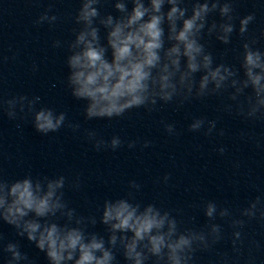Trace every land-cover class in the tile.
<instances>
[{
    "label": "water",
    "instance_id": "obj_1",
    "mask_svg": "<svg viewBox=\"0 0 264 264\" xmlns=\"http://www.w3.org/2000/svg\"><path fill=\"white\" fill-rule=\"evenodd\" d=\"M80 0H0V100L26 95L39 96L36 107H51L66 113L64 126L55 133L43 135L33 127L32 115L25 110L15 119L7 115V104L0 107V179L12 181L25 175L66 178L65 199L84 217L99 216L105 200L120 198L142 207L153 204L176 218L180 231L205 230L211 223L203 209L208 201L228 207L235 218L259 195L264 198V116L246 118L240 105L247 106L246 94L234 102L228 92L204 98H193L182 105L179 99L159 103L156 110L133 109L122 117L87 120L85 101L76 100L67 87L66 57L68 44L75 39L73 29L79 26L74 16ZM58 20L49 25L35 21L48 10ZM235 13H255L245 36L233 33L230 45L215 37L204 42L216 57L239 67V56L245 40L256 39L264 50V2L235 0ZM131 8V5H129ZM102 14L119 13L111 0H102ZM219 21V15L210 17ZM103 35V29H101ZM56 40L62 47H53ZM110 57V51H109ZM197 79L199 73L196 74ZM242 75V72H241ZM231 105L229 109L227 106ZM194 118L215 120L211 136L191 132ZM172 123L176 135H169L165 124ZM79 125L77 128L76 126ZM221 131L223 135H221ZM95 133L90 137L89 133ZM119 135L124 141L117 150L97 151L95 140L110 141ZM135 141L134 148L128 143ZM145 141L150 142L144 147ZM224 147L221 154L219 148ZM169 179L165 181L164 177ZM135 181L139 188L133 187ZM241 229V241L233 247L230 222L219 217L223 238L208 249H198L192 264H264V220H249ZM105 227L89 225L90 231L106 236ZM4 242L18 241L36 264H48L44 253L15 229L0 222ZM238 249V250H237ZM120 264H126L117 253Z\"/></svg>",
    "mask_w": 264,
    "mask_h": 264
},
{
    "label": "clouds",
    "instance_id": "obj_2",
    "mask_svg": "<svg viewBox=\"0 0 264 264\" xmlns=\"http://www.w3.org/2000/svg\"><path fill=\"white\" fill-rule=\"evenodd\" d=\"M111 2L119 15L102 14V0H80L74 16L79 27L73 29L75 39L68 44L67 87L76 100L86 102L87 120H111L140 108L154 111L161 102L169 104L179 99L182 105L193 98L222 95L229 90V98L239 102L248 89L247 106H239L240 114L246 118L264 116V50L255 46L257 40L243 42L239 67L217 63L204 42L207 35L230 45L237 20L243 37L256 19L255 13L238 16L235 0ZM51 10L49 6L35 23L53 25L58 16L49 15ZM217 14L219 21L213 18L210 22V17ZM62 46L60 40L53 43V47ZM40 99L21 95L0 100V107L7 104L10 119L18 116L17 108L19 113L27 110L38 133L58 132L65 124L66 113L51 107L37 108ZM216 125L215 120L194 118L188 129L199 132L206 127L204 134L211 136ZM165 130L169 135L177 134L172 123L165 124ZM89 136L95 137V133ZM123 143L119 135H114L110 141L95 140V148L115 151ZM149 143L145 141L144 147ZM135 145V141L129 142L128 148ZM219 152L223 154L224 147ZM131 184L140 187L135 181ZM65 185L63 175L0 179V222L34 244L48 264H120L118 252L126 264H192L198 249H208L223 238L222 225L214 222L218 217L229 221L234 229V248L241 241L244 217L264 220V198L258 195L240 211L241 218H235L228 207L208 201L203 212L211 223L200 231H180L168 211L162 212L153 204L142 207L125 198L105 200L98 221L96 216L78 215L69 206ZM98 222L106 226L107 238L89 230V225L95 227ZM4 240L0 233V264H36L18 241Z\"/></svg>",
    "mask_w": 264,
    "mask_h": 264
}]
</instances>
